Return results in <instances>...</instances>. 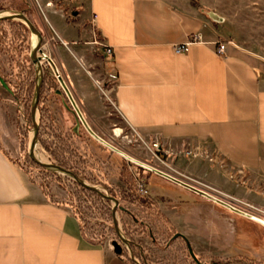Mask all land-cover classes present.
<instances>
[{
  "label": "crops",
  "instance_id": "1",
  "mask_svg": "<svg viewBox=\"0 0 264 264\" xmlns=\"http://www.w3.org/2000/svg\"><path fill=\"white\" fill-rule=\"evenodd\" d=\"M61 2L73 20L61 9L43 14L52 28L49 56L66 74L77 75L69 54L85 69L88 60L106 64L116 75L118 111L155 137L168 167L161 170L264 213V68L234 48L224 21L173 0ZM93 29L113 48L111 61L79 46L89 45ZM195 37L186 52H174ZM218 42L226 56L216 53ZM79 75L76 86H91ZM0 264L130 263L88 241L72 209L48 199L0 147Z\"/></svg>",
  "mask_w": 264,
  "mask_h": 264
},
{
  "label": "rangeland",
  "instance_id": "2",
  "mask_svg": "<svg viewBox=\"0 0 264 264\" xmlns=\"http://www.w3.org/2000/svg\"><path fill=\"white\" fill-rule=\"evenodd\" d=\"M173 1L189 2L212 18H221L234 48L264 68V0ZM59 9L68 21L73 20V8L61 0H0V11L22 12L40 30L48 55L53 54L52 28L43 10ZM22 25L23 30L3 27L6 37L0 31V128L8 148L0 147L48 199L66 204L77 214L88 241L112 249L111 242L118 240L130 264H264V225L136 165L98 141L82 124L77 128L76 114L47 62L42 64L44 79L45 75L54 77L58 88L40 92L36 158L71 171L118 203L83 188L70 174L39 167L29 155L34 135L31 111L39 81L30 57L31 32ZM78 44L98 57L92 45ZM69 58L76 78L52 57L92 131L117 150L152 167L168 169L155 137L130 125L115 108L107 65L88 60L86 70L72 54ZM80 72L91 86H76ZM143 183L147 193L141 191ZM231 203L244 212L262 213L240 202ZM114 210L130 246L116 234Z\"/></svg>",
  "mask_w": 264,
  "mask_h": 264
},
{
  "label": "water",
  "instance_id": "3",
  "mask_svg": "<svg viewBox=\"0 0 264 264\" xmlns=\"http://www.w3.org/2000/svg\"><path fill=\"white\" fill-rule=\"evenodd\" d=\"M213 18L215 20H219L222 21L221 18L216 17L215 15H213ZM6 20H11V21H19L22 24L26 25L30 32H31V38H30V57H31V61L35 66L36 69V73H37V77H38V84L36 87V97H35V102L34 105L32 107V111H31V120L33 122V126H34V135L31 141V146H30V151H29V155L30 158L38 165H40L43 168L46 169H51V170H55L58 172H62V173H66V174H70L71 176H73V178L76 180V182L82 186L83 188L90 190L96 194H98L99 196H101L104 199L107 200H111L113 201L115 204L118 203V200L114 197H110L107 196L105 194H103L97 187L95 186H91L89 184H87L86 182L80 180L77 176H75L71 171L58 166V165H54L51 163H46V162H42L40 160H38L36 158V154H35V149L37 146V140H38V132H39V128L37 126V120H36V111L38 108V103H39V98H40V92L42 89V85L44 82V73L42 72V64L44 62H47L54 74L55 77L57 78L60 86L62 87L64 93H66V97L68 98L69 102L72 105L73 111L76 114L77 120H78V124H77V128L82 124L85 128H87V130L92 134V136H94L98 141H100L101 143L105 144L106 146H108L109 148L115 150L116 152L120 153L121 151L117 150L116 148H114L113 146H111L110 144L106 143V141H104L102 138H100L98 135H96L92 129L90 128V126L88 125L84 115L82 114L81 110L79 109L78 105L76 104L72 94L70 93L66 82L64 80V78L62 77V75L60 74V71L56 65V63L54 62V60L45 52L43 46H42V42H43V35L40 32V30L34 26V24L30 21V19L28 17H26V15L22 12L16 11V12H11L8 10H3L0 11V21H6ZM36 40V41H35ZM58 93H60V90L57 91ZM122 156H124L126 159H128L129 161L135 163L138 166H141L145 169H147L148 171L154 172L155 174H158L164 178H167L183 187H185L186 189L197 193L198 195L200 194L201 196H203L202 192L196 190L195 188H193L192 186L188 185L186 182H184L185 180L181 181V180H177L176 178H172L171 176L164 174L162 172L157 171L155 168H152L150 166H147L145 164H142L138 161L132 160L130 158H128L126 156V154H124L123 152L120 153ZM205 197V196H203ZM223 197V196H221ZM224 199H226L225 197H223ZM210 200V199H209ZM230 201V200H229ZM113 217H114V228L116 231L117 236L119 237V239L121 240V242L123 244H125L126 246H130L132 245V242L127 240L126 238H124V236L121 234L120 230H119V226L116 220V210H114L113 212ZM111 246L113 249V252L118 255V256H122L124 253L122 244L118 241V240H113L111 242ZM193 254V253H192ZM194 256V254H193Z\"/></svg>",
  "mask_w": 264,
  "mask_h": 264
},
{
  "label": "built area",
  "instance_id": "4",
  "mask_svg": "<svg viewBox=\"0 0 264 264\" xmlns=\"http://www.w3.org/2000/svg\"><path fill=\"white\" fill-rule=\"evenodd\" d=\"M96 19H97V16L94 14L92 16V19H91L93 25L96 22ZM196 40H197V38L195 37L193 40L184 42L182 44L175 45L174 46V52L176 54H182V53L186 52L187 49L190 47V45L193 43V41H196ZM88 43L90 45H92L93 48H95V51L100 52L107 61H111L113 59V57H114L113 48L111 46H109L106 43V41L104 40V38L102 36H100L99 34H97V32H95L94 29H93V39L91 40V42H88ZM216 53L218 55H220V56H226V43L225 42H218L217 43ZM109 77L111 79H113V80L116 79V75H113V74H110ZM66 85H67V83H66ZM67 87H68V85H67ZM68 89H69L70 93L72 94V92H71L69 87H68ZM65 95H66V93H65ZM72 96H73V94H72ZM73 98H74V96H73ZM74 100H75V98H74ZM75 102H76V100H75ZM76 104H77V102H76ZM115 108L118 110L117 106H115ZM155 147H157V146L155 145ZM188 154H192V153L188 152ZM140 188H141V191L143 193H147V190L145 189V184L144 183L140 185ZM226 199H228V198H226ZM230 201L233 202L232 200H230Z\"/></svg>",
  "mask_w": 264,
  "mask_h": 264
},
{
  "label": "bare ground",
  "instance_id": "5",
  "mask_svg": "<svg viewBox=\"0 0 264 264\" xmlns=\"http://www.w3.org/2000/svg\"><path fill=\"white\" fill-rule=\"evenodd\" d=\"M36 41V40H35ZM65 79V78H64ZM77 101V100H76ZM107 143V142H106ZM37 151V150H36ZM121 153V152H120ZM37 154V153H36ZM125 154V153H124ZM126 156L128 157V158H130V159H132V160H135V161H138V162H140V163H142V164H145V165H147V166H150V167H152L151 165H149L148 163H146V162H144V161H140V160H138V159H136V158H134V157H132L131 155H128V154H126ZM38 160H40V161H42V162H44L45 160H44V158L43 157H38ZM152 168H155L157 171H159V172H162V173H164V174H167V175H169V176H171L172 178H176L177 180H181L180 178H177V177H175L173 174H171V173H168V172H166V171H164V170H161V169H158V168H156V167H152ZM64 174V173H63ZM158 175V174H157ZM167 179V178H166ZM169 180V179H168ZM171 181V180H170ZM181 181H183V180H181ZM173 182V181H172ZM184 182H186V181H184ZM175 183V182H174ZM188 185H190V186H192L193 188H195L196 190H198V191H200V192H202V194H203V196H205V198H207V199H210L211 201H213V202H215V203H217V204H219L220 206H223V207H225V208H227V209H229L230 211H232L233 213H236V214H238V215H241V216H244V217H246V218H248V219H250V220H252L253 222H256V223H258V224H262V225H264V217H261V216H264V215H262V213H257V212H254V211H246V212H244L245 210H241V208L239 209V207H238V205H235V204H232L231 203V201H229L228 199H224V200H222V199H220V198H218L217 196H215L214 194H211V193H209V192H207V191H205V190H208V189H206V188H203V187H199V186H196V185H194V184H191V183H189V182H186ZM183 187V186H182ZM185 188V187H184ZM209 191H211V190H209ZM213 192V191H212ZM216 193V192H215ZM218 194V193H217ZM200 195V194H199ZM219 195V194H218ZM221 196V195H220ZM229 204H228V203ZM231 204V205H230ZM233 205V206H232ZM235 206V207H234ZM237 207V208H236ZM248 212V213H247ZM250 213V214H249Z\"/></svg>",
  "mask_w": 264,
  "mask_h": 264
},
{
  "label": "trees",
  "instance_id": "6",
  "mask_svg": "<svg viewBox=\"0 0 264 264\" xmlns=\"http://www.w3.org/2000/svg\"><path fill=\"white\" fill-rule=\"evenodd\" d=\"M6 26H12V27H18L19 29H25V27L19 23V22H16V21H11V20H6V21H0V28L2 31V34L4 37H6L7 33H6V30H3V27H6ZM58 88V82L57 80L54 78V77H51L49 75H45V79H44V82H43V86H42V91L44 90H56ZM4 154L5 156L14 164V162L9 158L8 154L4 151ZM38 165V164H37ZM39 167H41L40 165H38ZM76 217L79 219V217L77 216V214L75 213ZM80 221V219H79ZM80 224H81V221H80ZM81 227H82V231H83V226L81 224Z\"/></svg>",
  "mask_w": 264,
  "mask_h": 264
},
{
  "label": "flooded vegetation",
  "instance_id": "7",
  "mask_svg": "<svg viewBox=\"0 0 264 264\" xmlns=\"http://www.w3.org/2000/svg\"><path fill=\"white\" fill-rule=\"evenodd\" d=\"M149 164V163H148ZM175 184H177V183H175ZM177 185H179V184H177ZM179 186H181V185H179Z\"/></svg>",
  "mask_w": 264,
  "mask_h": 264
}]
</instances>
